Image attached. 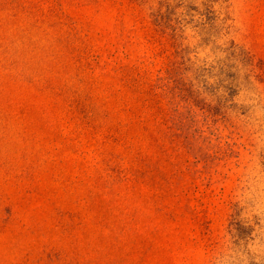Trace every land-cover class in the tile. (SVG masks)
Segmentation results:
<instances>
[{
	"label": "rangeland",
	"instance_id": "obj_1",
	"mask_svg": "<svg viewBox=\"0 0 264 264\" xmlns=\"http://www.w3.org/2000/svg\"><path fill=\"white\" fill-rule=\"evenodd\" d=\"M0 264H264V0H0Z\"/></svg>",
	"mask_w": 264,
	"mask_h": 264
},
{
	"label": "trees",
	"instance_id": "obj_2",
	"mask_svg": "<svg viewBox=\"0 0 264 264\" xmlns=\"http://www.w3.org/2000/svg\"><path fill=\"white\" fill-rule=\"evenodd\" d=\"M157 19H159V21L164 20V22L167 23L164 15L161 16L160 13L157 14ZM178 73H179L178 62L177 61H171L169 64V67L166 69L165 76L160 77V82L168 80V82H172V83L176 84V81L178 79Z\"/></svg>",
	"mask_w": 264,
	"mask_h": 264
}]
</instances>
